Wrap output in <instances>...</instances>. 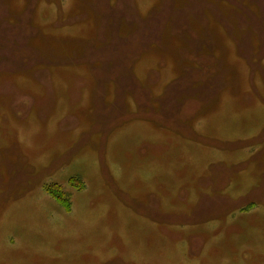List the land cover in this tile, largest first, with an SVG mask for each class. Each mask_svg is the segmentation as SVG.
Wrapping results in <instances>:
<instances>
[{"label": "rangeland", "instance_id": "rangeland-1", "mask_svg": "<svg viewBox=\"0 0 264 264\" xmlns=\"http://www.w3.org/2000/svg\"><path fill=\"white\" fill-rule=\"evenodd\" d=\"M0 264H264V0H0Z\"/></svg>", "mask_w": 264, "mask_h": 264}, {"label": "trees", "instance_id": "trees-1", "mask_svg": "<svg viewBox=\"0 0 264 264\" xmlns=\"http://www.w3.org/2000/svg\"><path fill=\"white\" fill-rule=\"evenodd\" d=\"M52 189H54V188H52ZM49 194L51 195V197L56 201V202H58L59 204L61 203L60 201V199H59V196L57 195V193H54V192H49Z\"/></svg>", "mask_w": 264, "mask_h": 264}, {"label": "flooded vegetation", "instance_id": "flooded-vegetation-1", "mask_svg": "<svg viewBox=\"0 0 264 264\" xmlns=\"http://www.w3.org/2000/svg\"><path fill=\"white\" fill-rule=\"evenodd\" d=\"M21 183H23V182H21ZM51 185H54V184H51ZM16 186H17V185H16ZM47 186H50V185H47ZM218 200H221V199L219 198Z\"/></svg>", "mask_w": 264, "mask_h": 264}]
</instances>
